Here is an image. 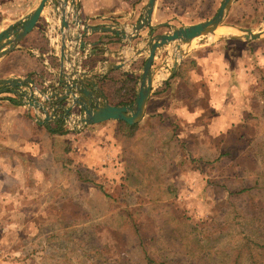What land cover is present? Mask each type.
<instances>
[{
    "label": "crops",
    "instance_id": "0c3cea01",
    "mask_svg": "<svg viewBox=\"0 0 264 264\" xmlns=\"http://www.w3.org/2000/svg\"><path fill=\"white\" fill-rule=\"evenodd\" d=\"M263 1L232 0L222 23L252 32L263 30L264 16L259 15V5ZM38 2L32 1L27 13L22 17L16 16V20L4 28L23 20ZM73 3L78 20L86 25L108 26L131 35L132 26L142 18L147 0H73ZM57 5L54 0L47 2L33 29L11 52L0 58V80L28 78L31 82V89L24 86L13 93L11 88H7L0 94V195L26 196L29 188L36 194L50 195L52 186H55L52 185L53 177L59 171L64 174L60 179L61 187L68 183L82 184L101 193L98 180L103 173L113 177L121 171L132 173L138 170L131 163L142 160L131 152V148L123 147L124 136L116 121L83 126L79 136L64 126H61L64 131L61 135L52 134V129L58 127L54 117L68 107L70 99L61 100V97L71 80L83 81L85 75V79L94 84L93 88L89 85L85 88L92 91L101 104L110 106L120 101L119 88L125 78H136L135 94L142 67L139 69V66L147 55L146 51L136 52L151 36L169 34L176 28L160 17L162 10L166 9V1L155 0L148 25L138 31L133 40L105 32L89 34L70 26L68 33L72 36L79 33V44L83 47L77 51L73 49L74 43L66 44L69 64L64 62L62 73L58 57L59 26L53 11ZM9 12L13 10L6 13ZM163 24L166 26H160ZM158 28L164 31L153 35V30ZM198 44L201 45L200 42ZM170 45L172 48L163 59L160 60V56L165 46L156 50L153 56L151 69L158 81L152 80L143 116L135 124L136 129L144 127L139 133L142 139L137 140L138 135L133 133L130 136L123 134L125 137L145 142L148 146H160L161 142L170 139L181 148H192L204 140L209 150L210 138L215 139L237 124L248 122L249 118L264 123V94L261 91L264 82V34L256 40L230 39L192 52L188 50L179 60L173 76L168 78L164 64L170 65L171 53L177 44L171 43L167 47ZM30 90L43 110L26 103L23 95ZM203 104L206 108L202 107ZM146 119L154 127L146 124ZM163 130L165 133H160ZM202 159L192 157L191 161L196 163ZM56 165L61 168H52Z\"/></svg>",
    "mask_w": 264,
    "mask_h": 264
},
{
    "label": "rangeland",
    "instance_id": "374dc122",
    "mask_svg": "<svg viewBox=\"0 0 264 264\" xmlns=\"http://www.w3.org/2000/svg\"><path fill=\"white\" fill-rule=\"evenodd\" d=\"M21 1L0 0L1 30L27 13L34 0ZM164 1L166 9L160 17L176 28L211 18L221 2ZM259 7V15L264 16V1ZM153 31L157 35L164 30ZM224 41L210 39L204 45L194 41L189 51ZM170 46H163L160 60ZM169 69L164 67V73ZM75 108H69L66 119L62 112L54 119H61L63 128L79 136L85 127L72 130L68 126L69 120L75 122L74 116L82 114ZM142 129L132 132L137 140L142 139ZM122 136L123 147L142 159L131 163L138 171H121L115 177L103 173L98 180L101 193L68 180L61 187L64 174L59 171L50 195L36 194L31 188L26 196L0 195V264H148L145 257L152 264H232L235 248L244 240L264 241V225L257 226L261 220H256L264 216V123L249 118L215 139L205 138L210 152L204 140L181 148L170 139L148 146ZM192 157L205 160L192 163ZM247 188L252 189L235 194ZM239 261L246 264L244 255Z\"/></svg>",
    "mask_w": 264,
    "mask_h": 264
},
{
    "label": "water",
    "instance_id": "95a60500",
    "mask_svg": "<svg viewBox=\"0 0 264 264\" xmlns=\"http://www.w3.org/2000/svg\"><path fill=\"white\" fill-rule=\"evenodd\" d=\"M49 1L51 2L53 0H39L36 7L32 11H30L23 20L17 21L14 24L6 27L4 30L0 31V58L11 52L15 48V46L33 29L39 18V15L42 13L45 4ZM54 1L58 4L56 7H54V10L57 14L56 19L58 21L60 36L58 54L60 73H62L64 62L69 64V59L66 57V55H68L66 54V52L68 51L66 44L74 42L76 38L81 37L80 34L76 35V37L74 38L70 37V34L68 33V30L70 28V17L71 23L73 25H77L78 28H81V30L85 33L88 32L89 34H91L96 32H105L113 35H118L122 39L133 40L136 37L138 31L148 25L155 3V0H147L142 18L132 26V34L126 35L124 33H120L119 31L113 30L108 26L92 27L78 20L76 17V9L73 0ZM231 2L232 0H221L215 14L211 19L205 22L180 28H174L169 34L151 36L150 38H148L145 46H143L139 51L136 52L137 54H140L146 51L147 55L144 59L137 79L134 99L130 105L115 107L110 106L106 103L101 104L97 100L96 96H93L92 91H88L85 88V85H89L91 88H93L94 84L89 80L87 81L85 79L86 76L84 75L83 81L77 79L69 81V85L67 86L65 93L61 97V100L67 98L70 99L68 102V108L63 110V117L65 119L67 118L66 115L69 113V108L78 107L81 110L82 114L76 117V123L78 127L72 126L75 130H80L83 126L85 127L89 125L99 124L106 121H118L128 126L137 124L143 116L144 107L150 94L152 78L154 76V70L151 69V65L155 51L171 43L177 44L174 49V51L176 50L177 52V56H175V59H173V52L171 53V67L167 72V77L171 78L175 73L179 60L184 55V53L189 50L190 42L206 35H212L216 28L222 26V20ZM160 26L166 25L163 24ZM227 27L231 28L230 26ZM231 29L236 30L240 35L226 36L217 38L216 40H233L238 38L246 41L256 40L262 34H264V29L259 32H252L247 29ZM80 46L81 48L83 47L80 44L79 46L75 44L73 49L80 51ZM166 66L167 64H164V67ZM24 86L28 87V89H31V82L28 78H24L23 80H0V94L6 92L7 88H11L13 90V93H15V90H18L19 88ZM39 95L41 94L39 93ZM23 96L29 106L38 107L43 110L41 105L34 100L31 90Z\"/></svg>",
    "mask_w": 264,
    "mask_h": 264
},
{
    "label": "trees",
    "instance_id": "16d2710c",
    "mask_svg": "<svg viewBox=\"0 0 264 264\" xmlns=\"http://www.w3.org/2000/svg\"><path fill=\"white\" fill-rule=\"evenodd\" d=\"M136 82V78L134 80V78H125L122 81V85L119 88V98L120 101L115 103V107H121V106H128L132 103L133 98H134V94H133V86ZM167 86V84H165ZM262 94H264V82H263V88H262ZM204 108H206V105L203 104ZM207 110V109H206ZM208 112V110H207ZM208 115L210 116L211 113L208 112ZM262 116L264 117V104L262 107ZM120 131L123 134H127V136L132 135V132L136 129V125L133 126H128L122 122H118L116 121ZM56 124H57V128L52 129V134H64V131H62L61 129V124L62 121L61 119H57L56 120ZM220 135V134H219ZM217 135V137L219 136ZM216 137V138H217ZM212 140V138H210ZM221 155H226L225 153L221 154ZM253 187H256V183H253ZM252 188H247V189H241L238 192H235V194L237 193H242V192H248L250 191ZM264 189V187H263ZM229 195H232L231 193H228ZM255 217V216H253ZM256 220H261V224L257 225V226H263L264 225V216L263 218H260L259 216L256 217ZM255 220V221H256ZM254 221V220H250V223ZM236 254L232 260V264H239V260L242 258V256L244 255L245 258V262L246 264H264V241L258 243V242H251L248 240V238L246 240H244L242 243H240V245L238 246V248H235ZM145 262L148 264H152L153 261L150 260L149 258L145 257Z\"/></svg>",
    "mask_w": 264,
    "mask_h": 264
},
{
    "label": "bare ground",
    "instance_id": "6f19581e",
    "mask_svg": "<svg viewBox=\"0 0 264 264\" xmlns=\"http://www.w3.org/2000/svg\"><path fill=\"white\" fill-rule=\"evenodd\" d=\"M234 32H236V33H234ZM237 34H239V32H237L236 30H234V31H233V29L230 30L229 27L227 28V26L224 27L222 25V26L216 28L212 35H206V39H202V41H199V40H201V39H199L198 41H196V43L200 42L202 45L204 42L210 41V39L212 40V39L222 38V37L231 36V35L236 36ZM193 41L190 42V45L193 43ZM190 45H189V47H190ZM194 45H195V43H194ZM192 46H193V44H192ZM174 52L175 53H173V59H175V56H177L176 50ZM167 66L171 67V65H169V64ZM155 79H157V75L154 74V76L152 78L153 82L155 81Z\"/></svg>",
    "mask_w": 264,
    "mask_h": 264
},
{
    "label": "built area",
    "instance_id": "2783aa9c",
    "mask_svg": "<svg viewBox=\"0 0 264 264\" xmlns=\"http://www.w3.org/2000/svg\"><path fill=\"white\" fill-rule=\"evenodd\" d=\"M69 21H70V23H71V17L69 18ZM72 24V23H71ZM73 25V24H72ZM76 29H78V30H81V28H78V26L77 25H73ZM82 31V30H81ZM83 32V31H82ZM79 33H77L76 35H78ZM76 35L75 36H72V35H70V37L71 38H74V37H76ZM81 36V35H80ZM81 38V37H80ZM75 41H77V43H75ZM71 43H74V44H76V45H78L79 46V38H76L75 40H74V42H71ZM68 44H70V43H68ZM71 117H73V115H71ZM76 117L77 116H74V119H75V122L74 121H72V120H69L68 122V126L73 130V127L72 126H75V127H78V125H75L76 124Z\"/></svg>",
    "mask_w": 264,
    "mask_h": 264
}]
</instances>
